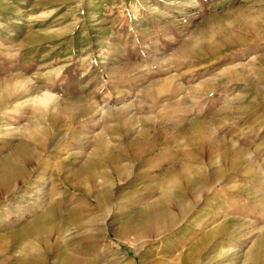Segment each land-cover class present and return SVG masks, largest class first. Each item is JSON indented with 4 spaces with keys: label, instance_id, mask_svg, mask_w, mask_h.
I'll use <instances>...</instances> for the list:
<instances>
[{
    "label": "rangeland",
    "instance_id": "1",
    "mask_svg": "<svg viewBox=\"0 0 264 264\" xmlns=\"http://www.w3.org/2000/svg\"><path fill=\"white\" fill-rule=\"evenodd\" d=\"M263 14L264 0H0V264L75 251L85 264H264ZM109 152L117 198L87 211L64 183L109 186ZM189 163L203 190L184 215L171 208L177 223L138 246L119 238L163 186L184 187ZM35 221L48 224L31 248L19 237ZM46 231L59 254L45 255Z\"/></svg>",
    "mask_w": 264,
    "mask_h": 264
},
{
    "label": "bare ground",
    "instance_id": "2",
    "mask_svg": "<svg viewBox=\"0 0 264 264\" xmlns=\"http://www.w3.org/2000/svg\"><path fill=\"white\" fill-rule=\"evenodd\" d=\"M263 13V12H262ZM261 13V15H262ZM254 14V13H253ZM256 14V13H255ZM259 15V14H258ZM261 17V16H260ZM257 18V17H256ZM255 18V19H256ZM256 22H257V19H256ZM248 23V21H247ZM246 23V24H247ZM258 23V26L256 30L257 33H259L260 30H262L264 28V14L262 16V19H260V21L257 22ZM244 26V24H243ZM243 29V28H242ZM246 30V29H245ZM248 30V29H247ZM189 48V47H188ZM241 65V64H240ZM243 66V65H242ZM240 67V66H239ZM244 68V67H243ZM242 69V68H241ZM226 72V71H225ZM224 72V73H225ZM237 72V71H236ZM230 76V75H229ZM240 76V75H239ZM233 79V78H232ZM53 96L47 92H45L43 95H41L40 97H38V100L43 103V104H47L48 101L51 100ZM82 100V99H81ZM83 101V100H82ZM52 102V101H51ZM56 102V101H55ZM81 102V101H80ZM40 103V104H41ZM72 103H75L72 102ZM83 103V102H82ZM81 103V104H82ZM87 104V103H86ZM69 105V104H68ZM77 105V104H76ZM79 105V104H78ZM66 106V105H65ZM89 106V105H88ZM48 107V106H47ZM55 107V105H54ZM75 107V106H74ZM77 107V106H76ZM79 107V106H78ZM77 107V109H78ZM68 108V106H67ZM65 108V109H67ZM49 109V108H47ZM52 109V108H51ZM55 109V108H54ZM60 109V108H59ZM64 109V110H65ZM76 109V108H75ZM46 110V109H45ZM71 110V109H70ZM73 110V109H72ZM71 110V111H72ZM82 110V108H81ZM89 110V109H88ZM61 111V110H60ZM43 112V111H42ZM53 112V111H52ZM70 112V111H69ZM85 112V110H84ZM89 112V111H88ZM45 113V112H44ZM63 113V111H62ZM68 113V112H67ZM72 116V115H71ZM75 116V115H74ZM72 118V117H71ZM201 124H196V126H198L199 128L201 127V125L203 126V123L200 122ZM150 131V130H149ZM153 131V130H152ZM146 132V131H145ZM43 133V132H42ZM152 134V133H151ZM200 134V133H199ZM43 136V135H42ZM139 136V135H138ZM141 136H146V135H141ZM140 136V137H141ZM154 136V135H153ZM44 137V136H43ZM138 137V138H140ZM152 137V136H151ZM41 139V138H39ZM38 139V141H39ZM45 139V137H44ZM104 139L103 137H99L98 138V143L101 145V146H104L105 148H107V142H103ZM106 139V138H105ZM149 140V139H148ZM199 140V139H198ZM45 141V140H44ZM105 141V140H104ZM150 141V140H149ZM201 141V140H200ZM146 142V141H145ZM151 142V141H150ZM148 142V144L150 143ZM140 145V144H139ZM147 145V144H146ZM109 146V145H108ZM42 147V146H41ZM44 147V146H43ZM111 147V146H110ZM140 147H143V146H140ZM152 148V147H151ZM104 149V148H103ZM102 149V150H103ZM117 149V148H116ZM120 149V148H119ZM123 149V147L121 148V150ZM145 149V148H144ZM105 150V149H104ZM110 150V149H109ZM107 149V152L109 151ZM124 150V149H123ZM147 150V149H146ZM203 150V149H202ZM116 151V150H115ZM125 151V150H124ZM140 151V150H139ZM113 152V151H112ZM112 152H109L108 155H110L108 158H103L107 161V167L110 166L111 170L112 171V177H113V180L110 181L108 184L109 186L107 185V187H105V181L102 182L98 185V186H91V188H94L96 191H92V189H88L86 188L87 185H86V189H82L81 185L78 184V183H75V182H72L69 180H67V182H65L64 184L67 185V190L68 191H71L73 190L74 192L73 193H76V192H79V191H82L84 192V197H86V204H84V208L87 209V211H91L90 207H95L96 209H110V208H113V204H114V200L117 198L115 193H114V187H115V183L117 181V179H120L122 180V177H121V173L119 172V164H120V161L119 159H117L116 157H114V153L112 155ZM119 152H122V151H119ZM118 152V153H119ZM116 153V152H115ZM134 154V152H132ZM103 154V152H102ZM117 154V153H116ZM129 154V153H127ZM144 154V153H143ZM201 154V153H200ZM101 155V154H100ZM100 159L102 156H100ZM126 155V153H125ZM136 155V154H135ZM94 156V155H93ZM97 156V153L96 155ZM117 156V155H116ZM119 156V155H118ZM132 156V155H131ZM130 156V157H131ZM235 157L237 155H234ZM239 156V155H238ZM129 157V156H128ZM129 157V159H130ZM136 157V156H135ZM139 157V156H138ZM137 157V158H138ZM92 158V157H91ZM95 158V157H94ZM199 157L196 156V160L198 159ZM99 159V158H98ZM97 159V160H98ZM122 159V157H121ZM201 159V158H200ZM92 160V159H91ZM90 160V161H91ZM96 160V158H95ZM95 160L93 159V161L95 162ZM104 160V161H105ZM123 160V159H122ZM121 160V161H122ZM90 161H88L87 163V170H91V165H93L92 163H90ZM92 161V162H93ZM102 161V160H101ZM105 161V162H106ZM191 164H182L180 168V173L177 174V176H182V177H185V185L184 187H177V183L178 181L174 178V176H172L174 178V180L172 182H170L171 186H176V195L179 196L177 197L176 195L173 196L174 194H171V189L166 185V186H163V191L161 192V197L156 201V202H149L147 204V208L145 209H138L136 212H134L132 215H129V218L126 219L125 221H123L121 227H120V230H119V238L121 239H125V240H130L133 245H136L138 246L137 244H139V242L141 241V239L143 237H146L147 236H151V235H159V234H163L165 231L169 230L171 228L172 225H174L175 223H177L178 219H177V216L172 212L171 208L173 207H178L180 209V213H182L183 215L187 212V209L190 207H188V202L186 200V194L188 193V191L192 192L193 195L194 192V187L196 188H199V192H201L203 190V188L201 187H197L196 186V183L194 181L191 180V178L186 174L188 173V170L189 172H197L199 170V168L194 167V166H190ZM95 167V166H94ZM98 167V166H97ZM104 167V166H102ZM101 167V168H102ZM106 168V167H105ZM104 169V168H103ZM102 169V170H103ZM106 169H109V168H106ZM202 169V168H201ZM98 170V169H97ZM101 171V169H100ZM90 172V171H89ZM109 172V171H108ZM92 173H95V172H92ZM91 173V174H92ZM99 173V172H98ZM101 173V172H100ZM123 173V172H122ZM198 173H201V172H198ZM87 174V173H86ZM85 174V176H86ZM89 174V173H88ZM87 174V175H88ZM96 174V173H95ZM106 174V173H105ZM124 174V173H123ZM175 174V175H176ZM191 174H194V173H191ZM203 174V173H202ZM90 175V174H89ZM108 175V174H107ZM199 175V174H198ZM96 177L94 182L95 184H97L98 182L100 181H103L101 178H102V175L97 174L94 175ZM202 176V175H201ZM204 176V175H203ZM64 177V176H63ZM88 177V176H86ZM85 177V178H86ZM91 177V176H90ZM110 177H111V174H110ZM111 177V178H112ZM205 177V176H204ZM203 177V178H204ZM93 178V179H94ZM106 178V177H104ZM202 178V179H203ZM65 179V178H64ZM76 179V178H75ZM91 179V178H90ZM125 179V178H124ZM178 179V177H177ZM205 179V178H204ZM203 179V180H204ZM87 180H89V178H87ZM86 180V181H87ZM169 180V179H168ZM163 181V180H162ZM167 181V179H166ZM79 182V181H78ZM89 182V181H87ZM91 182V181H90ZM180 182V181H179ZM201 182V181H200ZM181 183V182H180ZM83 185V183H81ZM89 186V185H88ZM161 186V185H160ZM170 186V185H169ZM168 187V190H166V188ZM188 187V188H187ZM205 187V186H204ZM71 188V189H69ZM84 188V187H83ZM161 188V187H160ZM93 189V190H94ZM51 190V189H50ZM174 190V189H173ZM172 190V191H173ZM67 191V192H68ZM197 192V191H196ZM71 194V195H68V198L70 201L74 202L75 200H77V195L75 194ZM79 194V193H78ZM69 201V202H70ZM85 202V201H84ZM61 203V202H60ZM76 207V206H75ZM78 209V208H77ZM45 210V209H44ZM51 214V210L50 209H46L44 212H43V217L47 218L49 217ZM182 215V216H183ZM183 219V218H182ZM42 222V224H40ZM88 222V221H86ZM92 222V221H91ZM90 223V222H89ZM88 223V224H89ZM48 224V221H35L33 222L32 224H29L27 227H25V229L23 228V230H21V233H20V237L19 239L23 238L24 241L21 242V243H25V242H28L27 245H29L31 248H34V244L32 242V240H36V237L38 235V231L44 226V225H47ZM87 224V223H86ZM91 224V223H90ZM53 227V226H52ZM56 227V226H55ZM91 227V225H90ZM59 230V229H57ZM90 231V230H89ZM62 232V231H60ZM62 234V233H61ZM88 236L86 238V245L88 248V250H92V247L94 246L93 245V238H91V234L92 233H89L88 232ZM93 235V234H92ZM32 238V240H30ZM51 238L50 236V232L49 231H46L41 239H43L42 243H43V246H44V249H45V255L49 256L50 254H54L58 251V246L56 244H49V239ZM62 238V237H61ZM30 240V241H29ZM2 241V240H1ZM4 244V242H1ZM11 244V243H10ZM26 244V243H25ZM12 245V244H11ZM56 245V246H55ZM4 248H0V253H4L5 251H7L9 249V247L11 248V246L7 247L8 245L5 244L3 245ZM2 247V246H1ZM26 248L28 246H25ZM30 248V249H31ZM78 248V247H77ZM79 249V248H78ZM27 250V249H26ZM75 250V249H74ZM72 250V252L74 251ZM88 250H86V252H89ZM22 251V248L19 249V252ZM28 251V250H27ZM71 251V250H70ZM52 252V253H51ZM59 252V251H58ZM57 252V253H58ZM28 253V252H26ZM71 253V252H70ZM31 254V253H30ZM59 254V253H58ZM62 254V253H61ZM61 254L57 255L55 254V258H56V255L58 256L57 259H58V264H80L81 261L85 264L87 263L88 261V256L89 255H86L85 253H81L79 252V254L75 251L74 253H71V255H69L68 257L67 256H64V257H61ZM89 254V253H88ZM23 255V254H22ZM220 255V252L217 254V257H219ZM27 257V255H25ZM11 257V256H10ZM29 257V256H28ZM23 258V257H22ZM25 259V257H24ZM24 259H18V261H15L14 263H11V264H34L36 261L35 260H24ZM35 261V262H34ZM44 261V260H43ZM42 262V260H41ZM10 264V263H9Z\"/></svg>",
    "mask_w": 264,
    "mask_h": 264
}]
</instances>
